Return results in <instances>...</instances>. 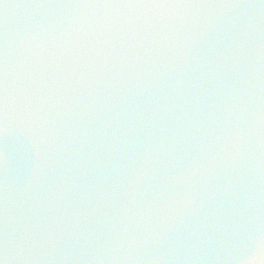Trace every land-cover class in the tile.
I'll return each mask as SVG.
<instances>
[{
    "label": "clouds",
    "instance_id": "9594fccd",
    "mask_svg": "<svg viewBox=\"0 0 264 264\" xmlns=\"http://www.w3.org/2000/svg\"><path fill=\"white\" fill-rule=\"evenodd\" d=\"M0 264H264V0H0Z\"/></svg>",
    "mask_w": 264,
    "mask_h": 264
}]
</instances>
